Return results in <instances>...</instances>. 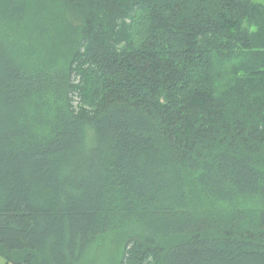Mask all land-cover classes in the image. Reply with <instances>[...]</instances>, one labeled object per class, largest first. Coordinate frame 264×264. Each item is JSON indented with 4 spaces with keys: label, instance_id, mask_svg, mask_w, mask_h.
<instances>
[{
    "label": "trees",
    "instance_id": "trees-1",
    "mask_svg": "<svg viewBox=\"0 0 264 264\" xmlns=\"http://www.w3.org/2000/svg\"><path fill=\"white\" fill-rule=\"evenodd\" d=\"M5 264H264V4L0 0Z\"/></svg>",
    "mask_w": 264,
    "mask_h": 264
},
{
    "label": "rangeland",
    "instance_id": "rangeland-1",
    "mask_svg": "<svg viewBox=\"0 0 264 264\" xmlns=\"http://www.w3.org/2000/svg\"><path fill=\"white\" fill-rule=\"evenodd\" d=\"M256 1L264 4V0H256ZM3 263H4V258L0 256V264H3Z\"/></svg>",
    "mask_w": 264,
    "mask_h": 264
},
{
    "label": "crops",
    "instance_id": "crops-1",
    "mask_svg": "<svg viewBox=\"0 0 264 264\" xmlns=\"http://www.w3.org/2000/svg\"><path fill=\"white\" fill-rule=\"evenodd\" d=\"M254 1H256V0H254ZM256 2H258V1H256ZM3 264H5V263H3Z\"/></svg>",
    "mask_w": 264,
    "mask_h": 264
}]
</instances>
